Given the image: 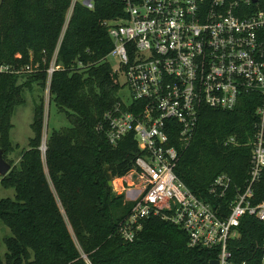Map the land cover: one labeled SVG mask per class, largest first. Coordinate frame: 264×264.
<instances>
[{
	"label": "trees",
	"instance_id": "1",
	"mask_svg": "<svg viewBox=\"0 0 264 264\" xmlns=\"http://www.w3.org/2000/svg\"><path fill=\"white\" fill-rule=\"evenodd\" d=\"M70 1L0 0V65H36L31 73H0L2 157L12 150L9 116L24 102V88L30 90L32 83L44 88L54 51L59 68L50 74L48 95L69 122L50 130L41 153L43 103L38 98L26 149L15 165L5 160L10 169L0 186L11 188L13 197L0 198V222L10 232L2 240L0 264H208L213 252L187 247L186 235L159 217L143 220L132 241L117 232L132 203L111 191L102 170L107 165L111 179L124 175L135 146L128 135L111 147L95 125L117 100L118 78L106 61L112 44L103 22L122 15V0H90L91 9L76 0L65 21ZM255 120L252 106L244 103L230 111L201 107L174 167L176 177L206 198L212 179L225 173L230 178L225 204L246 185L250 147L223 141L234 136L246 142ZM263 184L264 175L252 186V203L260 200ZM236 229L228 242L232 261L258 264L264 223L244 215Z\"/></svg>",
	"mask_w": 264,
	"mask_h": 264
},
{
	"label": "built area",
	"instance_id": "2",
	"mask_svg": "<svg viewBox=\"0 0 264 264\" xmlns=\"http://www.w3.org/2000/svg\"><path fill=\"white\" fill-rule=\"evenodd\" d=\"M78 1L92 8L90 0ZM103 25L112 44L108 54L116 61L109 66L122 80L117 100L95 130L111 147L128 135L135 146L130 169L113 178L118 193L132 203L117 232L132 241L143 220L159 217L186 235L187 247L213 252L216 264H236L228 242L237 236L240 218L264 223V184L260 200L252 203V186L264 175V0H122V15ZM54 56L55 51L47 79L59 68ZM35 70L36 65H0V73ZM243 103L252 106L253 133L246 142L229 136L223 144L250 147L244 189L224 204L230 178L219 173L208 197L194 195L174 167L200 108L230 111ZM258 264H264V250Z\"/></svg>",
	"mask_w": 264,
	"mask_h": 264
},
{
	"label": "rangeland",
	"instance_id": "3",
	"mask_svg": "<svg viewBox=\"0 0 264 264\" xmlns=\"http://www.w3.org/2000/svg\"><path fill=\"white\" fill-rule=\"evenodd\" d=\"M67 20L65 16V21ZM106 61L111 67H115L116 61L111 55L106 56ZM118 80L121 81L122 78L118 76ZM21 81V80H20ZM48 81L46 78V83L44 88H40L37 84L32 83L31 89L27 88L23 89L24 102L22 104L16 105L9 116V122L11 124V128L9 130V141L12 147V150L5 154L4 160H10L12 165H15L18 161L19 152L26 149L27 147V139L31 136V130L29 128V124L31 122L32 117V108L33 103L41 99L43 103V115H42V128H41V141L39 150L41 153L44 151V141L50 132V130L54 129H63L64 127L69 126V122L66 119L63 112L57 110L54 104L50 101L48 95ZM120 95L124 96V90L121 89ZM45 171V168H44ZM123 181L127 180V177L121 178ZM109 186L111 187V191L115 194H118V181L111 179ZM13 191L11 188H3L0 186V198H12ZM67 228L71 234V230L69 225L67 224ZM10 234L8 228L4 226L0 222V257H2L5 252L3 245V238ZM72 236V234H71ZM73 238V237H72Z\"/></svg>",
	"mask_w": 264,
	"mask_h": 264
},
{
	"label": "water",
	"instance_id": "4",
	"mask_svg": "<svg viewBox=\"0 0 264 264\" xmlns=\"http://www.w3.org/2000/svg\"><path fill=\"white\" fill-rule=\"evenodd\" d=\"M9 169H10V164L6 162L4 158L2 157V150L0 149V177L5 175ZM102 172H103L107 185H109L111 181V175L108 172L107 165L104 166ZM208 264H216V260H209Z\"/></svg>",
	"mask_w": 264,
	"mask_h": 264
},
{
	"label": "bare ground",
	"instance_id": "5",
	"mask_svg": "<svg viewBox=\"0 0 264 264\" xmlns=\"http://www.w3.org/2000/svg\"><path fill=\"white\" fill-rule=\"evenodd\" d=\"M119 182V180H117Z\"/></svg>",
	"mask_w": 264,
	"mask_h": 264
}]
</instances>
